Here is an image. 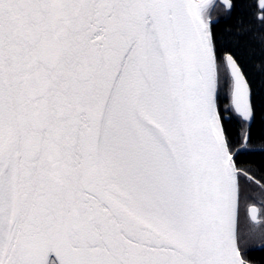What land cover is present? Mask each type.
I'll use <instances>...</instances> for the list:
<instances>
[{
  "label": "snow or ice",
  "instance_id": "snow-or-ice-1",
  "mask_svg": "<svg viewBox=\"0 0 264 264\" xmlns=\"http://www.w3.org/2000/svg\"><path fill=\"white\" fill-rule=\"evenodd\" d=\"M245 5L251 20L219 27ZM214 7L0 0V264H253L264 251V209L246 203L264 176L240 162L264 104L245 70L253 55L264 66V0Z\"/></svg>",
  "mask_w": 264,
  "mask_h": 264
},
{
  "label": "trees",
  "instance_id": "trees-1",
  "mask_svg": "<svg viewBox=\"0 0 264 264\" xmlns=\"http://www.w3.org/2000/svg\"><path fill=\"white\" fill-rule=\"evenodd\" d=\"M218 4L219 10L214 13V17L220 16L223 17L222 8L220 7V3L218 0L216 1ZM242 15L246 21L251 20V9L247 7V5L243 6V8L238 7L234 12L231 18L224 19L221 18L219 27L221 29L235 26V21L237 16ZM252 47L256 48L257 53L259 52V44L253 43ZM258 55H253L250 60L246 61L245 70L248 74L259 84L261 80H264V76L261 75L264 72V66L261 69L256 70L253 67V61L258 60ZM239 131V126L233 125V134L236 135ZM251 151L242 155L240 158V162L245 167H251L253 174L257 179H261L264 176V104L258 103L257 107V118L252 126V143H251ZM264 183V180H262ZM259 185H249L247 187L248 198L246 203L255 202V196L257 194ZM245 207L242 206L241 215L242 219L245 214ZM258 253V252H257ZM256 253V254H257Z\"/></svg>",
  "mask_w": 264,
  "mask_h": 264
},
{
  "label": "flooded vegetation",
  "instance_id": "flooded-vegetation-1",
  "mask_svg": "<svg viewBox=\"0 0 264 264\" xmlns=\"http://www.w3.org/2000/svg\"><path fill=\"white\" fill-rule=\"evenodd\" d=\"M249 204H255L258 208L264 209V193H262L260 187H258V191L255 196V202H250ZM245 217H246V209H245L244 218ZM258 219L264 220V211H262V213L258 215ZM259 227H264V225H259ZM250 258L253 261V264H264V251L260 250L259 248H255L251 251Z\"/></svg>",
  "mask_w": 264,
  "mask_h": 264
},
{
  "label": "rangeland",
  "instance_id": "rangeland-1",
  "mask_svg": "<svg viewBox=\"0 0 264 264\" xmlns=\"http://www.w3.org/2000/svg\"><path fill=\"white\" fill-rule=\"evenodd\" d=\"M218 10H219V8H218V4H217V2H216V7L213 8V15H214V13L217 12Z\"/></svg>",
  "mask_w": 264,
  "mask_h": 264
},
{
  "label": "water",
  "instance_id": "water-1",
  "mask_svg": "<svg viewBox=\"0 0 264 264\" xmlns=\"http://www.w3.org/2000/svg\"><path fill=\"white\" fill-rule=\"evenodd\" d=\"M219 2H220V0H219Z\"/></svg>",
  "mask_w": 264,
  "mask_h": 264
}]
</instances>
